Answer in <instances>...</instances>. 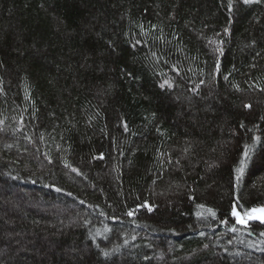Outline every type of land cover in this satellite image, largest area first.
Segmentation results:
<instances>
[{
	"label": "trees",
	"instance_id": "trees-1",
	"mask_svg": "<svg viewBox=\"0 0 264 264\" xmlns=\"http://www.w3.org/2000/svg\"><path fill=\"white\" fill-rule=\"evenodd\" d=\"M233 204L264 206V0H0V264H264Z\"/></svg>",
	"mask_w": 264,
	"mask_h": 264
},
{
	"label": "rangeland",
	"instance_id": "rangeland-1",
	"mask_svg": "<svg viewBox=\"0 0 264 264\" xmlns=\"http://www.w3.org/2000/svg\"><path fill=\"white\" fill-rule=\"evenodd\" d=\"M233 208H235L237 210L238 213H240V217L246 221V223H238L237 222V217L234 216L235 218V221L238 223V224H247L249 221H259L261 222L260 219H257L256 217H264V206H258V207H253V208H250V209H247V210H240L236 204H233ZM233 208H232V211H233ZM255 209L256 211L253 212L252 210ZM245 213H250L249 216H245L244 214Z\"/></svg>",
	"mask_w": 264,
	"mask_h": 264
},
{
	"label": "snow or ice",
	"instance_id": "snow-or-ice-1",
	"mask_svg": "<svg viewBox=\"0 0 264 264\" xmlns=\"http://www.w3.org/2000/svg\"><path fill=\"white\" fill-rule=\"evenodd\" d=\"M251 2H252V0H243V3H244V4H248V3H251ZM231 7H232V5H231V3H230V4H229V8H231ZM225 31L227 32L228 30L225 29ZM225 79H227V77H225ZM164 83H165V84H168V86L171 87V84H169L168 81H165ZM161 87H164V84H162ZM245 155H247V153H245ZM73 171H76V170L73 169ZM237 171L239 172V171H241V170L238 169ZM210 211H211V210H210ZM252 211L255 212L256 210L253 209ZM132 214H133L132 212H129V213H128V215H130V216H131ZM213 215H215V213H213ZM232 215L237 217V222H238V223H246V221L243 220V219L240 217V213H238L237 210H236L235 208H233ZM244 215H245V216H249L250 213H245ZM256 218H257V219H260V220H261V223H264V217H256ZM262 234H264V233H262ZM106 255H107V253H106Z\"/></svg>",
	"mask_w": 264,
	"mask_h": 264
}]
</instances>
